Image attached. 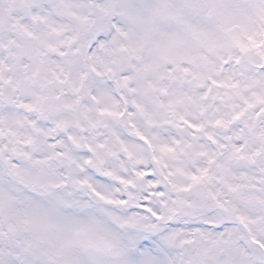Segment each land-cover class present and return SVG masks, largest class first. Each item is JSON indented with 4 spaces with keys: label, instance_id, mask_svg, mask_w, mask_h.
<instances>
[{
    "label": "snow or ice",
    "instance_id": "1",
    "mask_svg": "<svg viewBox=\"0 0 264 264\" xmlns=\"http://www.w3.org/2000/svg\"><path fill=\"white\" fill-rule=\"evenodd\" d=\"M0 264H264V0H0Z\"/></svg>",
    "mask_w": 264,
    "mask_h": 264
}]
</instances>
